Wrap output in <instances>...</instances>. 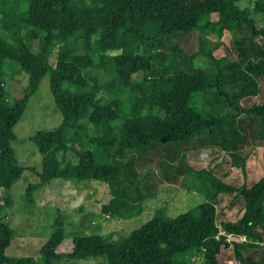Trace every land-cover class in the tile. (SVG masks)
<instances>
[{
  "label": "trees",
  "instance_id": "16d2710c",
  "mask_svg": "<svg viewBox=\"0 0 264 264\" xmlns=\"http://www.w3.org/2000/svg\"><path fill=\"white\" fill-rule=\"evenodd\" d=\"M27 1L28 17L23 20L10 0H0V191L9 190L22 174L11 146L16 141L13 127L47 75L61 119L54 130L36 131L29 138L40 169L37 181L26 187L27 196L52 180L103 182L109 186L112 199L102 210L125 216L119 212L125 203L139 204L155 196L154 186L150 187L154 184L152 170L138 172L134 165L137 155L156 150L164 151L160 155L164 161L159 159L161 172L172 173L167 181L193 174L195 182L211 194L205 202L173 217L153 215L126 239H112L111 235L74 237L63 259H100L102 264H187L186 255L194 250L203 264H219L221 250L232 246L239 264H259L250 253L239 252L243 242L225 239L227 235L235 239L251 235L255 223L264 222L257 207L264 193V176L238 189L234 198L243 206L241 219L237 224H222L223 235L219 236L213 196L237 189L216 179L213 168L194 171L186 159L191 152L205 150L217 134L224 150L236 152L234 133L243 118L258 130L256 138H264V53L253 48L239 50L245 65L241 88L233 94L223 90L221 70L215 68L213 84L234 112L228 121L200 115L203 83L199 74L163 73L171 65L170 57L165 54L164 61L155 60L168 38L195 28H215L205 8L221 0H202L201 8L187 7L181 0ZM253 12L264 15V0H254ZM241 22L254 30L253 20L242 17ZM260 34L264 36V31ZM8 61L17 63L27 76L21 96L12 104L4 77ZM261 93L252 107L238 106L237 100ZM119 132L127 145L121 154L107 158L97 147V138H113ZM12 235L0 218V264H56L61 260L57 248L64 234L58 221L36 258L7 256ZM251 236L252 241L257 240Z\"/></svg>",
  "mask_w": 264,
  "mask_h": 264
},
{
  "label": "rangeland",
  "instance_id": "374dc122",
  "mask_svg": "<svg viewBox=\"0 0 264 264\" xmlns=\"http://www.w3.org/2000/svg\"><path fill=\"white\" fill-rule=\"evenodd\" d=\"M187 7H204L202 0H181ZM254 0H221L218 5L207 6L205 11L215 28L194 30L177 34L167 39L165 46L158 50L155 60L160 63L165 60V54L170 57V64L163 73L186 72L199 74L203 83L200 94V115L204 119L213 116L229 120L234 112L224 102L213 84L215 68L221 70L223 90L229 94L236 93L241 88L240 77L244 72V60L239 50L253 48L264 53V15L253 12ZM18 18L26 20L29 3L27 0H10ZM127 15V13L125 14ZM246 17L254 21V30L241 22ZM166 62V61H165ZM5 86L9 91L8 101L11 104L18 100L22 89L26 86L27 76L17 63L8 61L4 64ZM102 82L106 78L101 79ZM259 96L243 97L237 100L242 109L252 107L259 102ZM60 114L53 104L48 87V76L45 75L35 94L28 101L23 114L13 133L16 141L11 145L17 161L22 168L20 178L7 191H0V218L12 230L10 245L6 255L10 257L38 256L39 247L46 241L56 227V221L61 224L64 241L57 248L61 260L56 264H102L98 260L67 261L63 254L71 248L74 237L89 235H111L112 239L129 237L134 229L139 228L157 213L169 218L205 202L211 194L207 188L195 182L196 176L185 174L174 180H168L170 170H163L159 166L162 150H156L146 155L135 157V169L138 172L151 171L154 175L155 196L143 203H125L120 209V215H110L102 210L111 199L109 186L103 182L71 183L61 180H52L44 186L26 195V187L37 181L36 172L40 169V159L29 138L36 131L54 130L60 123ZM240 120V118H237ZM236 125V122L234 123ZM264 132V130H263ZM92 136V131L88 130ZM258 130L249 120L243 118L236 125L234 133L237 141L236 152L226 151L216 135L215 141L205 150L191 152L186 159L187 164L194 171L213 168L214 176L227 186L236 188L230 194L218 193L215 199V224L223 235L222 224L237 222L241 219L243 206L238 196V189L249 187L264 176V138H256ZM254 141V142H253ZM97 147L107 158L121 154L127 139L121 132L113 138L100 135L97 138ZM238 154L237 157L233 155ZM71 161L73 156L68 155ZM237 164V166H234ZM163 167V166H162ZM264 221V193L257 200ZM128 217V218H127ZM257 238L252 241V236ZM251 235L244 236L239 252L248 253L264 264V222L255 223ZM229 243H237L229 235ZM254 244L248 247L244 244ZM187 264H203L199 253L189 251ZM219 264H239L234 259L233 247L222 249L218 256Z\"/></svg>",
  "mask_w": 264,
  "mask_h": 264
},
{
  "label": "built area",
  "instance_id": "2783aa9c",
  "mask_svg": "<svg viewBox=\"0 0 264 264\" xmlns=\"http://www.w3.org/2000/svg\"><path fill=\"white\" fill-rule=\"evenodd\" d=\"M229 238H230V236L227 235L225 240L228 241ZM244 240H245L244 237H238V238H236V241H237L238 244L242 243Z\"/></svg>",
  "mask_w": 264,
  "mask_h": 264
}]
</instances>
